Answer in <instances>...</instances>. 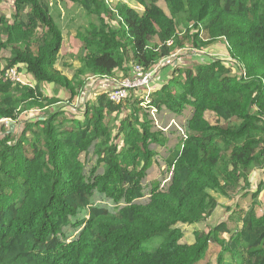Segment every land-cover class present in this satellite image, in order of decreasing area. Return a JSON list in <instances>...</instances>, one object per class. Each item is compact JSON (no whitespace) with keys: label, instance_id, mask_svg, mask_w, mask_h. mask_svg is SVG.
<instances>
[{"label":"trees","instance_id":"16d2710c","mask_svg":"<svg viewBox=\"0 0 264 264\" xmlns=\"http://www.w3.org/2000/svg\"><path fill=\"white\" fill-rule=\"evenodd\" d=\"M73 1L89 19L71 78L57 67L63 37L47 0H14L12 19L0 15V52H8L0 57V264H264V210L256 211L264 182L247 188L253 171L264 172V0H135L140 11ZM218 41L230 63L176 65L148 102L130 90L114 103L101 91L79 117H61L59 89L73 100L89 78L121 81L135 64L150 70L175 49ZM21 67L34 85L6 78ZM36 109L46 111L12 139L11 124ZM153 110L188 114L185 136L162 154ZM158 157L171 177L147 186ZM209 190L235 198V207L181 242L180 225L219 206ZM211 244L219 251L203 263Z\"/></svg>","mask_w":264,"mask_h":264},{"label":"rangeland","instance_id":"374dc122","mask_svg":"<svg viewBox=\"0 0 264 264\" xmlns=\"http://www.w3.org/2000/svg\"><path fill=\"white\" fill-rule=\"evenodd\" d=\"M47 1L51 3V14L54 17L57 25L59 26L63 37L62 46L58 56L57 67L63 75L67 76V78H71L75 68L78 66V53L82 51L83 47L82 40L79 37L78 32H80L82 30V27L88 23L89 18L78 2H75L73 0ZM105 1L109 2L107 3V6L110 10L113 11L117 9L119 3H127L128 5L134 7L136 10L141 9L139 6L140 4H138L135 0ZM13 3L14 0H0V15L3 14L11 20L12 14L14 12ZM59 5H61L63 9H60ZM115 23L116 22H110L111 25H115ZM173 51L174 52L168 58L162 59L157 66L150 69L152 70L151 73L153 74V82L151 83L150 88L155 86L156 81H158L159 84L163 81H168L172 67L176 65L181 67H191L193 65L195 66L197 64L206 63L209 60H213L215 58H220L227 63L231 62L230 58L227 55L225 44L222 41H218L216 44H213L210 48L206 50L199 51L193 49L189 52L185 49H175ZM7 55L8 52L6 51L0 52V57L3 59L7 57ZM0 65L2 66L3 64L0 63ZM16 70L24 83H29L31 86L34 85L32 76L27 74L22 67ZM87 82L88 83L86 85V88H84L73 100H69V95L66 90H58L57 97L60 99V102L58 103L57 107H60L62 110H64V114H62L61 117H79L82 113L84 105L90 98L97 95L101 91H110L116 85L110 79L103 77H92L89 78ZM39 86L45 94H54L55 86L48 84H40ZM136 91L138 92L133 91L132 94L136 93L138 95H144V92L142 91H146V89ZM45 111L36 109L26 110L22 112L20 117V121H22L18 123L16 122V124L11 127V131L13 132V134L11 135L12 139H14L15 137H17L18 134H20L25 121H30L35 117L41 116L45 113ZM150 114L152 120L156 124L155 126L161 128L163 133L164 145L159 148L160 154H162L166 148L178 143L186 134V120L188 118V114L185 113L179 118H175V116H173L166 110H162L159 112L153 110ZM5 123L8 124L10 123V121H5ZM4 135L5 134L0 131V138H3ZM160 158H157V165L153 166L148 171L147 179L144 181V184H146L147 186L149 182L153 179H157L161 183H163L165 177L167 176L164 164L162 163ZM85 161V172L88 174L90 172L91 167L95 163V157H93L92 154L89 153L86 155ZM158 170L160 171L159 173ZM97 171L101 172L102 170L98 169ZM261 182H264V172L253 171L250 175L249 181L247 182V188L250 190H255ZM209 192L219 202V206L209 218L202 221L201 223H198L196 225H180V228L183 233L181 242L191 243L193 241L192 232L195 229L208 230L210 226H213L218 222L227 219L229 215V212L226 209L227 206H229L230 209H232L233 206L235 207V198H226L216 191L209 190ZM94 200L98 205H106L110 207V199L104 198L98 193H95ZM258 201L260 205L256 208L257 213L264 210V190L260 192L258 196ZM65 230L67 232H72L71 228H66ZM218 251L219 246L216 244H211L209 246L205 261H203V263H205L210 257L211 259L214 258Z\"/></svg>","mask_w":264,"mask_h":264},{"label":"built area","instance_id":"2783aa9c","mask_svg":"<svg viewBox=\"0 0 264 264\" xmlns=\"http://www.w3.org/2000/svg\"><path fill=\"white\" fill-rule=\"evenodd\" d=\"M105 3L107 4L109 2L105 1ZM49 4L51 6V3ZM139 6L141 9H143L141 5ZM168 44L171 45L172 42L169 41ZM151 72L152 70H144V68L140 65H137V64L133 65L131 68L130 75L122 79L121 81H118L116 85L110 91H108L107 98L111 102L119 103L128 96V93L130 90L135 91V90L146 89V91H142V92H144L143 96H144L145 101L148 102V97L152 90V87L150 88V85L153 82V78H152L153 74ZM5 76L6 78L10 79L12 82H23L19 73L17 72L15 68H10L5 73ZM164 167H165V171L167 172V176L165 177L164 182L161 183V187H163V185L169 181L171 174H172V169L167 170L166 166Z\"/></svg>","mask_w":264,"mask_h":264},{"label":"crops","instance_id":"0c3cea01","mask_svg":"<svg viewBox=\"0 0 264 264\" xmlns=\"http://www.w3.org/2000/svg\"><path fill=\"white\" fill-rule=\"evenodd\" d=\"M59 8L63 9L61 5H59ZM169 77H170V75H169ZM116 80H117V79H116ZM116 80H111V81H112L113 83L116 84V82H118V81H116ZM164 82H165V81H163L162 83H164ZM162 83H160V84H162ZM160 84H159L158 81H156L155 86H153L152 88L154 89V88H156L157 86H159ZM161 161H162V160H161ZM162 163H163V161H162ZM163 164H164V163H163ZM164 166H165V164H164Z\"/></svg>","mask_w":264,"mask_h":264},{"label":"water","instance_id":"95a60500","mask_svg":"<svg viewBox=\"0 0 264 264\" xmlns=\"http://www.w3.org/2000/svg\"><path fill=\"white\" fill-rule=\"evenodd\" d=\"M9 124H11V123H9ZM11 127H13V125L11 124Z\"/></svg>","mask_w":264,"mask_h":264}]
</instances>
